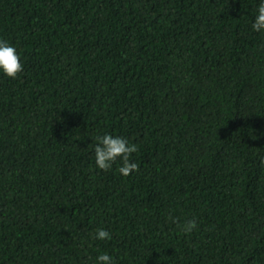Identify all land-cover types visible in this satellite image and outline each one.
I'll list each match as a JSON object with an SVG mask.
<instances>
[{"label": "trees", "instance_id": "1", "mask_svg": "<svg viewBox=\"0 0 264 264\" xmlns=\"http://www.w3.org/2000/svg\"><path fill=\"white\" fill-rule=\"evenodd\" d=\"M257 2L0 0L23 63L0 73V264H264ZM106 132L138 145L128 176L95 165Z\"/></svg>", "mask_w": 264, "mask_h": 264}, {"label": "clouds", "instance_id": "2", "mask_svg": "<svg viewBox=\"0 0 264 264\" xmlns=\"http://www.w3.org/2000/svg\"><path fill=\"white\" fill-rule=\"evenodd\" d=\"M251 29L256 32H264V0H258L256 9L251 19ZM23 70V63L16 47L6 39L0 38V73L10 78H15ZM98 143L93 146L95 165L102 170H109L119 159L118 171L128 176L138 169L139 164L131 160V154L138 150V145L128 138L112 133H104L96 137ZM174 219V218H173ZM175 222V219H174ZM196 227V219L185 221L181 230L190 233ZM96 240H111L112 234L103 227H98L94 233ZM95 264H116L115 259L106 251L98 252Z\"/></svg>", "mask_w": 264, "mask_h": 264}]
</instances>
